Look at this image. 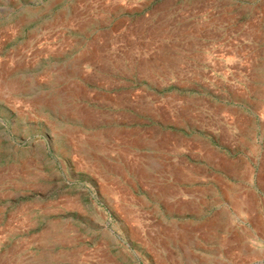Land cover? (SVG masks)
<instances>
[{
  "label": "rangeland",
  "instance_id": "1",
  "mask_svg": "<svg viewBox=\"0 0 264 264\" xmlns=\"http://www.w3.org/2000/svg\"><path fill=\"white\" fill-rule=\"evenodd\" d=\"M0 264H264V0H0Z\"/></svg>",
  "mask_w": 264,
  "mask_h": 264
}]
</instances>
